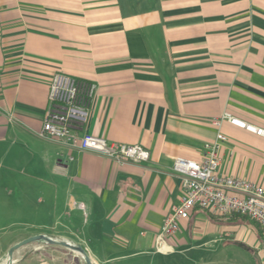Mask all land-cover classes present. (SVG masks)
I'll list each match as a JSON object with an SVG mask.
<instances>
[{"label":"crops","instance_id":"1","mask_svg":"<svg viewBox=\"0 0 264 264\" xmlns=\"http://www.w3.org/2000/svg\"><path fill=\"white\" fill-rule=\"evenodd\" d=\"M57 72L98 84L84 132L141 144L149 161L40 138ZM226 111L264 129V0H0V228H15L0 236V264L38 234L81 244L93 264H162L148 256L185 193L175 156L201 160L218 141L219 173L264 186V136L212 123ZM249 222L253 242L264 238L248 217L194 208L168 239L172 264H207L188 253ZM35 247L13 264H86L63 245Z\"/></svg>","mask_w":264,"mask_h":264},{"label":"built area","instance_id":"2","mask_svg":"<svg viewBox=\"0 0 264 264\" xmlns=\"http://www.w3.org/2000/svg\"><path fill=\"white\" fill-rule=\"evenodd\" d=\"M98 84L76 79L62 72L52 76L49 83L48 105L40 138L59 140L69 149L91 152L119 163L143 164L150 159V151L141 144L110 142L103 136L84 132L90 116V104ZM227 121L264 136V129L251 125L224 112L212 120L215 125ZM220 143L205 142L201 160L175 156L173 170L184 179V196L165 217L156 236V251L169 253L174 247L168 239L180 229L182 219L189 218L194 208L226 216L239 213L256 222L264 234V186L240 177L219 173Z\"/></svg>","mask_w":264,"mask_h":264},{"label":"rangeland","instance_id":"3","mask_svg":"<svg viewBox=\"0 0 264 264\" xmlns=\"http://www.w3.org/2000/svg\"><path fill=\"white\" fill-rule=\"evenodd\" d=\"M242 226L243 229L245 230L243 229L237 230L238 232L235 237L226 236L222 238H217L216 234L214 233L205 235L204 238L201 240V242H199L203 244L199 248L189 252L188 255H190L194 259H197L199 262H203L207 264H264V250H263L264 238L258 235L256 236V238H258V241L253 242L252 238L256 234L255 231L256 226L253 222L244 223L242 224ZM11 229L14 230L15 228H11ZM11 229L7 227L0 228V236H3ZM24 230H27L29 232H36L38 228L31 227L30 225L28 226L26 225ZM246 231H249L248 234L244 239L241 240V238H239L238 236ZM210 239H212V241L206 243V241H210ZM255 243L260 245V247L258 246V248L255 249L254 248ZM47 244H51V243L38 240L27 245H29L32 248L36 246L35 251L45 252L47 248L51 252L52 248L47 247ZM55 245H59V244H55ZM67 250L70 251L71 249L67 248ZM76 254L82 259V261L85 262V259L82 257V255H80L77 252ZM42 255H44V253ZM42 257H45V255ZM148 258L150 260L153 259L162 264H172L173 262L181 261V258L178 257V254H174V253L151 254L150 256H148Z\"/></svg>","mask_w":264,"mask_h":264},{"label":"water","instance_id":"4","mask_svg":"<svg viewBox=\"0 0 264 264\" xmlns=\"http://www.w3.org/2000/svg\"><path fill=\"white\" fill-rule=\"evenodd\" d=\"M38 240L46 241V242L51 243V244L63 245L65 247L79 253L80 255H82V257L85 259L86 264H93V261H92L90 255L88 254L87 250L81 244H75V243L69 242V241H67L61 237L54 236V235H48V234L34 235V236L28 237V238L16 243L15 245H13L9 250V256H8L7 264H13L14 263V260H15L14 259V252L16 251L17 248H20L22 246H25L27 244H30V243L38 241Z\"/></svg>","mask_w":264,"mask_h":264},{"label":"trees","instance_id":"5","mask_svg":"<svg viewBox=\"0 0 264 264\" xmlns=\"http://www.w3.org/2000/svg\"><path fill=\"white\" fill-rule=\"evenodd\" d=\"M226 216H238V217H244V218H246V216L241 215V214H239V213H231V214H228V215H226ZM214 217L218 219V218H223L224 216L214 215Z\"/></svg>","mask_w":264,"mask_h":264}]
</instances>
